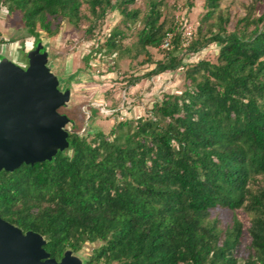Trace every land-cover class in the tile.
Wrapping results in <instances>:
<instances>
[{
	"label": "trees",
	"instance_id": "obj_1",
	"mask_svg": "<svg viewBox=\"0 0 264 264\" xmlns=\"http://www.w3.org/2000/svg\"><path fill=\"white\" fill-rule=\"evenodd\" d=\"M139 0H0L27 34L55 38L64 22L102 34L113 9L126 29L140 19ZM222 0H205L208 21ZM253 0L245 17L219 18L210 38L191 42L192 51L219 45L217 63L200 61L187 70L181 95L156 102L146 118L120 121L109 134L90 139L71 123L70 147L51 162L0 172V217L42 235L50 258L85 243L99 244L85 264H264V9ZM138 32L150 69L132 81L185 68L181 34L164 16L166 0H149ZM264 8V1H263ZM168 33L167 57L154 60ZM126 34L114 31L102 47L113 51L117 69ZM0 32V44L4 45ZM101 49L98 50L100 53ZM104 59L88 54L85 65ZM113 70V69H112ZM113 70V71H114ZM250 215V245L240 254L244 224L224 226L218 211Z\"/></svg>",
	"mask_w": 264,
	"mask_h": 264
},
{
	"label": "rangeland",
	"instance_id": "obj_2",
	"mask_svg": "<svg viewBox=\"0 0 264 264\" xmlns=\"http://www.w3.org/2000/svg\"><path fill=\"white\" fill-rule=\"evenodd\" d=\"M264 1V0H263ZM263 1L258 8V14L263 11ZM149 0H139L136 7L141 10L140 19L133 27L126 29L124 18L117 10H111L102 24V34L93 41H87L83 30H78L70 24L64 22L59 34L55 38H50L41 30L40 37L49 54L48 66L60 81V89L70 88L73 97L67 108H62L60 112L66 114L79 134L90 139L97 132L109 134L110 130L121 121L120 110L125 106V110L130 111V119L146 118L156 102H161L167 95H181L186 90L188 79L187 70H192L193 66L200 61L217 63L220 48L216 43H211L198 51H192L187 46L182 47V42L187 33H192V40L196 42L210 38L209 30L216 29L214 24L219 22V18L230 17L228 32L235 30L236 19L245 17L247 10L251 7L253 0H222L219 8L208 20L205 16L209 12L205 0H166L167 8L164 16L169 25L175 27L176 32L181 34V44L179 55L187 64L174 72H168L152 78H146L139 82V87L133 93L130 92L132 81L139 78L150 69L145 65L146 55L140 52L138 42V32L142 28L141 20L146 13ZM114 31L124 32L126 38L123 47L127 51L120 53L117 69L112 70L110 62L106 59L92 60L90 67L85 65V57L88 54L97 56L96 45L102 47L105 36ZM0 32L7 42L0 44V56L6 57L20 66H26V53L35 47V39L30 37L17 20H11L5 9L0 11ZM105 47H102L104 50ZM113 51H110L111 54ZM151 57L154 60H162L167 57L168 51L159 47L150 49ZM68 75L65 76L64 71ZM125 98V100H124ZM82 108L86 113H83ZM99 108L115 110L114 115L109 117L102 114ZM134 112V113H133ZM136 113V114H135ZM129 116V115H128ZM125 118V117H123ZM124 120H129L127 117ZM71 132V125L67 127ZM217 218L224 226L231 224L237 218L244 224V236L240 254L247 255L249 252L250 238L248 230L251 216L243 211L216 212ZM99 244L85 243L80 252L74 254L85 262L91 257L94 249Z\"/></svg>",
	"mask_w": 264,
	"mask_h": 264
},
{
	"label": "water",
	"instance_id": "obj_3",
	"mask_svg": "<svg viewBox=\"0 0 264 264\" xmlns=\"http://www.w3.org/2000/svg\"><path fill=\"white\" fill-rule=\"evenodd\" d=\"M25 57L21 67L0 56V172L51 162L70 147L71 121L60 110L69 106L72 91L60 89L42 41ZM46 243L0 217V264H84L71 250L59 261L50 258Z\"/></svg>",
	"mask_w": 264,
	"mask_h": 264
},
{
	"label": "built area",
	"instance_id": "obj_4",
	"mask_svg": "<svg viewBox=\"0 0 264 264\" xmlns=\"http://www.w3.org/2000/svg\"><path fill=\"white\" fill-rule=\"evenodd\" d=\"M186 38L183 40V42H182V47H184V48H186L187 46H189L190 44H191V42H192V33L190 32V33H187V36H185ZM172 39H173V34L172 33H168L167 35H166V37L164 38V40H163V42H162V44H161V48L162 49H165V50H169L170 48H171V44H172ZM94 44V40L91 42V45H93ZM96 48L99 50V49H101L100 48V45H96ZM97 55H99V56H104V59H106L107 61L109 60V61H111L110 62V67H112V69L114 70L115 68L113 67L114 65H113V61H114V59H115V57H116V54L114 53V52H112L111 54H109V53H107L106 52V50L104 49V50H101L100 51V53H98ZM16 64V63H15ZM20 66V65H19ZM21 67H25V66H21ZM124 100H125V98H124ZM82 110H83V113H85V114H88V112L86 113V110L84 109V108H82ZM99 110H100V112L102 113V114H104L105 116H109V117H111V116H113L114 115V111H117V110H109V109H105V108H99ZM120 112V116H121V121H124V119L127 117V119H130L129 117H130V114L128 113V111L127 110H125V106H122V108H121V110L119 111ZM129 115V116H128ZM88 119H90V112H89V114H88ZM123 117H125V118H123Z\"/></svg>",
	"mask_w": 264,
	"mask_h": 264
},
{
	"label": "crops",
	"instance_id": "obj_5",
	"mask_svg": "<svg viewBox=\"0 0 264 264\" xmlns=\"http://www.w3.org/2000/svg\"><path fill=\"white\" fill-rule=\"evenodd\" d=\"M64 73H65V76L68 75L66 70L64 71ZM68 78H70L69 75H68ZM138 87H139V85L131 86V87H130V92L133 93V91H136V89H138ZM73 95H74V94H72L71 98L73 97ZM115 110H117V109H115ZM130 112H132V111H130ZM130 112H129V114H131ZM133 113H134V112H133ZM135 114H136V113H135Z\"/></svg>",
	"mask_w": 264,
	"mask_h": 264
},
{
	"label": "bare ground",
	"instance_id": "obj_6",
	"mask_svg": "<svg viewBox=\"0 0 264 264\" xmlns=\"http://www.w3.org/2000/svg\"><path fill=\"white\" fill-rule=\"evenodd\" d=\"M1 53V52H0ZM2 54V53H1Z\"/></svg>",
	"mask_w": 264,
	"mask_h": 264
}]
</instances>
